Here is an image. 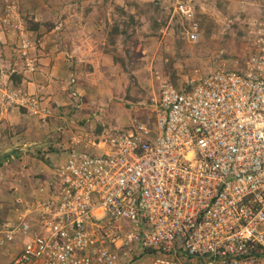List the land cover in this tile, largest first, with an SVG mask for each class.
I'll list each match as a JSON object with an SVG mask.
<instances>
[{"label": "built area", "instance_id": "built-area-1", "mask_svg": "<svg viewBox=\"0 0 264 264\" xmlns=\"http://www.w3.org/2000/svg\"><path fill=\"white\" fill-rule=\"evenodd\" d=\"M255 4L241 66L165 85L157 131L141 122L84 149L75 142L50 196L22 202L0 227L12 264H129L142 254L151 264H264V0ZM174 7L195 12L193 0ZM30 111L49 115L35 100Z\"/></svg>", "mask_w": 264, "mask_h": 264}, {"label": "rangeland", "instance_id": "rangeland-1", "mask_svg": "<svg viewBox=\"0 0 264 264\" xmlns=\"http://www.w3.org/2000/svg\"><path fill=\"white\" fill-rule=\"evenodd\" d=\"M256 1L193 0L187 18L175 12V0H0V227L23 204L50 196L75 142L84 149L141 122L157 131L165 85L239 68L248 26L261 17ZM21 28L33 70L19 48ZM15 91L25 100L11 99ZM33 100L48 117L30 111ZM13 149L18 156L1 158ZM15 253L12 245L0 249V264ZM137 260L151 264L149 254L130 264Z\"/></svg>", "mask_w": 264, "mask_h": 264}, {"label": "trees", "instance_id": "trees-1", "mask_svg": "<svg viewBox=\"0 0 264 264\" xmlns=\"http://www.w3.org/2000/svg\"><path fill=\"white\" fill-rule=\"evenodd\" d=\"M18 149V148H17ZM20 150V149H19ZM19 150H16V149H13V151L12 152H10V154H8V153H6V154H3V156L1 157V158H3V159H5L8 155L10 156V158H15L16 156H18V154H19ZM43 149H41V150H38L39 151V154H42L43 152H45V150L44 151H42ZM51 150V149H50ZM2 159V160H3ZM42 160H45V159H43V157H42ZM0 165H3V163L2 162H0ZM12 259H11V264H12Z\"/></svg>", "mask_w": 264, "mask_h": 264}, {"label": "crops", "instance_id": "crops-1", "mask_svg": "<svg viewBox=\"0 0 264 264\" xmlns=\"http://www.w3.org/2000/svg\"><path fill=\"white\" fill-rule=\"evenodd\" d=\"M4 75H6V74H4ZM6 76H7V75H6ZM29 84L32 85L33 89L35 90V87H36L35 84H36V83H33V82L29 81ZM135 264H139L138 260H137V262H135Z\"/></svg>", "mask_w": 264, "mask_h": 264}, {"label": "clouds", "instance_id": "clouds-1", "mask_svg": "<svg viewBox=\"0 0 264 264\" xmlns=\"http://www.w3.org/2000/svg\"><path fill=\"white\" fill-rule=\"evenodd\" d=\"M141 256H142V255H141ZM137 257H138V256H137ZM137 257H135V258H137ZM135 258H134V259H135ZM139 258H140V257H139ZM11 259H12V256H11ZM134 259H133V260H134ZM12 262H13V261H12ZM129 264H130V263H129Z\"/></svg>", "mask_w": 264, "mask_h": 264}]
</instances>
